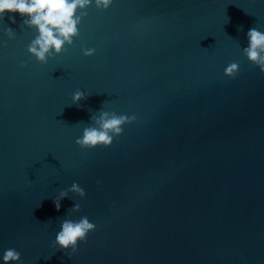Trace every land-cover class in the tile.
Returning a JSON list of instances; mask_svg holds the SVG:
<instances>
[{
	"label": "water",
	"instance_id": "1",
	"mask_svg": "<svg viewBox=\"0 0 264 264\" xmlns=\"http://www.w3.org/2000/svg\"><path fill=\"white\" fill-rule=\"evenodd\" d=\"M87 13L47 64L28 53L36 32L19 14L0 22V254L264 264V72L242 51L249 28L264 32V0H115ZM76 90L88 94L78 105ZM101 111L137 119L110 147L81 148ZM73 182L86 196L69 191L57 210ZM81 216L96 229L69 257L55 234Z\"/></svg>",
	"mask_w": 264,
	"mask_h": 264
},
{
	"label": "clouds",
	"instance_id": "2",
	"mask_svg": "<svg viewBox=\"0 0 264 264\" xmlns=\"http://www.w3.org/2000/svg\"><path fill=\"white\" fill-rule=\"evenodd\" d=\"M115 0H0V22L9 15L15 23V14H19L26 26L35 29L36 35L28 44L27 51L41 64H47L50 58L61 55L66 46H71L79 36V26L87 16V10L95 5L98 10H108ZM10 39L15 38L11 28L4 29ZM248 44L242 49L247 59L264 72V32L256 27L249 28ZM84 56L95 55V48H84ZM22 66H26L22 63ZM239 72L237 62L229 63L224 74L230 78ZM87 95L83 90L72 93L71 100L79 104ZM94 123L83 127L82 135L76 138V144L84 149L110 147L115 138L123 134V127L136 121L132 114H117L114 111H101L98 116L91 118ZM72 192L81 198L86 196L85 189L79 183L73 182L67 191L61 190L54 199L57 210L61 200ZM81 205H73V211L79 212ZM96 225L87 216L78 220L65 218L61 221L55 234L53 246L63 249L69 257L78 251L79 244L87 240L88 234L95 231ZM21 253L12 247L6 248L0 254V264H21Z\"/></svg>",
	"mask_w": 264,
	"mask_h": 264
}]
</instances>
